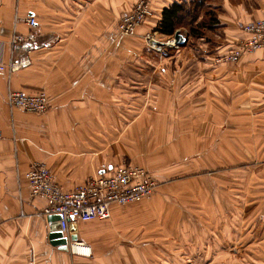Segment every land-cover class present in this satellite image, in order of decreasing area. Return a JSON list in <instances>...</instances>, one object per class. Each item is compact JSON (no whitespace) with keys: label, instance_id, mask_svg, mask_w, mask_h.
<instances>
[{"label":"crops","instance_id":"obj_1","mask_svg":"<svg viewBox=\"0 0 264 264\" xmlns=\"http://www.w3.org/2000/svg\"><path fill=\"white\" fill-rule=\"evenodd\" d=\"M151 1L154 17L134 36L120 37L118 24L138 0H0V61L9 60L15 33L36 37L32 66L11 78L0 72V264H169L170 255L182 256L168 236L134 221L130 233L118 235L132 242L127 249L108 242L113 223L93 221L78 222L73 233L91 247V257L61 250L50 238L51 216L42 215L46 202L31 196L26 174L32 164H45L62 190L71 192L123 165L121 154L108 152L107 130L182 121L172 126L177 130L187 118L214 171L226 152L229 190L244 194L250 212L243 220L244 264H264V50L234 64L215 63L245 38L241 25L264 19V0H206L214 20L209 30L217 33L198 38L196 55L160 59L141 55L144 35L159 24L164 9L194 0ZM31 17L34 28L27 24ZM146 65L150 69H141ZM147 71L155 79L144 92ZM10 88L46 92L49 111L11 110ZM236 145L245 146L238 160ZM129 164L160 183L153 171ZM116 225L128 229L122 220Z\"/></svg>","mask_w":264,"mask_h":264},{"label":"rangeland","instance_id":"obj_2","mask_svg":"<svg viewBox=\"0 0 264 264\" xmlns=\"http://www.w3.org/2000/svg\"><path fill=\"white\" fill-rule=\"evenodd\" d=\"M205 13L208 11L204 9L194 25L202 36L209 39L213 32H217L209 30L207 25H212L213 21L209 17L211 15ZM188 22L183 20L182 27L177 31L187 38V42L184 47L177 44V48L171 49L170 58L190 53L196 55V49L200 48L198 38L188 34ZM203 23L207 25L202 27ZM146 35L143 38L146 48L141 55L160 59L159 54L147 45ZM141 69L148 70L150 66H141ZM154 79L153 72L143 73L141 87L144 92L148 91ZM180 123L182 121L171 123L165 128L164 122H159L161 127H140L133 132L128 128L107 130L108 139L112 142L108 145L109 154H121L123 164L146 167L158 175L160 183L151 198L138 204L116 206L109 220L94 222L113 223L107 230L110 236L108 242L113 248L121 249L129 248L132 242L120 240L118 235L130 233L133 221L143 223L141 228L149 227V223L156 228L153 233L164 234L165 239L168 236L167 239L172 240L173 250L181 248L182 256L170 255L166 258L169 264H244L246 226L243 220L250 216V212L244 210V194L236 191L234 196V191L229 190L226 152L220 153L214 171L212 161L201 155L200 146L195 143L193 121L187 118L180 129H173V125ZM244 148V145H236L237 160L244 153ZM117 220L128 223V229L121 231L119 228L122 226L116 225ZM184 251L186 255H183Z\"/></svg>","mask_w":264,"mask_h":264},{"label":"built area","instance_id":"obj_3","mask_svg":"<svg viewBox=\"0 0 264 264\" xmlns=\"http://www.w3.org/2000/svg\"><path fill=\"white\" fill-rule=\"evenodd\" d=\"M151 0H138L134 8L120 20L118 34L129 37L154 17ZM27 24L34 28L36 20L28 18ZM246 35L228 52L215 58V63L234 64L250 53L264 50V19L241 25ZM159 31L152 30L145 36L147 45L159 54L168 58L170 50L177 48L173 37L162 40ZM36 37L31 31L26 35L15 33L10 41L9 60L0 61V72L11 78L21 70L32 66L31 54L35 49ZM11 110L20 109L27 113L46 114L50 109V97L44 91L27 94L9 89L6 97ZM26 179L33 198H42L46 206L42 211L45 217L61 216V220L52 224V231H60L69 239L76 230L78 222L89 223L97 220H108L115 206H129L144 202L158 190L159 182L144 168L125 163L109 173L99 174L71 192H65L56 182L51 170L42 163H34L26 174ZM81 248V254L74 248ZM69 250L85 257L92 256L91 247L80 240H70Z\"/></svg>","mask_w":264,"mask_h":264},{"label":"trees","instance_id":"obj_4","mask_svg":"<svg viewBox=\"0 0 264 264\" xmlns=\"http://www.w3.org/2000/svg\"><path fill=\"white\" fill-rule=\"evenodd\" d=\"M206 0H194L191 4H173L169 8L164 9L162 19L159 24L153 29L159 31L160 36L165 39L171 38L181 28L183 20H188L187 26L190 28L188 34L195 38H201L198 28L194 25L197 20L203 15ZM208 15V13H205ZM206 17V16H205ZM212 21V16H209ZM146 25V24H145ZM207 23H203L205 27ZM211 25V23H210ZM207 25V26H210ZM152 31V30H151Z\"/></svg>","mask_w":264,"mask_h":264},{"label":"water","instance_id":"obj_5","mask_svg":"<svg viewBox=\"0 0 264 264\" xmlns=\"http://www.w3.org/2000/svg\"><path fill=\"white\" fill-rule=\"evenodd\" d=\"M174 38L179 46H184V44L187 42V38H185L180 32H176ZM49 220L54 224L61 220V216H51ZM50 238L52 239V243L58 246L63 251L69 250L70 240H77L76 235H72V237L69 239L68 237H65L64 234L60 231H52L50 234Z\"/></svg>","mask_w":264,"mask_h":264},{"label":"bare ground","instance_id":"obj_6","mask_svg":"<svg viewBox=\"0 0 264 264\" xmlns=\"http://www.w3.org/2000/svg\"><path fill=\"white\" fill-rule=\"evenodd\" d=\"M82 251H84V250L81 248H79V249H77L76 247L74 248V252L77 254H81Z\"/></svg>","mask_w":264,"mask_h":264}]
</instances>
